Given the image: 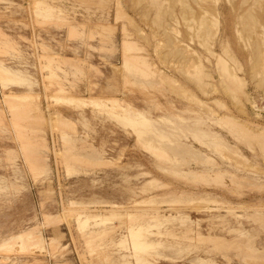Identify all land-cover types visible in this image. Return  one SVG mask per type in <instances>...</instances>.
Masks as SVG:
<instances>
[{"label": "rangeland", "instance_id": "rangeland-1", "mask_svg": "<svg viewBox=\"0 0 264 264\" xmlns=\"http://www.w3.org/2000/svg\"><path fill=\"white\" fill-rule=\"evenodd\" d=\"M0 264H264V0H0Z\"/></svg>", "mask_w": 264, "mask_h": 264}, {"label": "bare ground", "instance_id": "bare-ground-1", "mask_svg": "<svg viewBox=\"0 0 264 264\" xmlns=\"http://www.w3.org/2000/svg\"><path fill=\"white\" fill-rule=\"evenodd\" d=\"M210 114H211V113H210ZM212 114H213V113H212ZM139 115H140V114H139ZM140 117H141L142 119H148V118H146L145 116H142V115H141ZM225 117H226V120H228V119H227V116H225ZM220 119H221V118H220ZM223 119H225V118H223ZM229 119H230V118H229ZM61 120H62V119H61ZM233 120H234V119H233ZM66 121H67V125H69V126H72L73 123H74L73 121H71V120H69V119H67ZM146 121H147V120H146ZM226 122H227V121H226ZM228 122H229V120H228ZM229 123H230L231 126H237V125H235V124L233 123L232 120H230ZM237 127H238V126H237ZM153 181H154V180H153ZM210 239H211V238H210ZM214 241H215V240H214Z\"/></svg>", "mask_w": 264, "mask_h": 264}]
</instances>
